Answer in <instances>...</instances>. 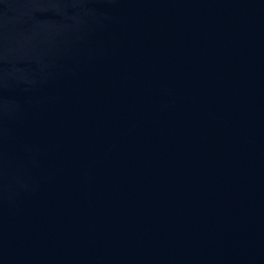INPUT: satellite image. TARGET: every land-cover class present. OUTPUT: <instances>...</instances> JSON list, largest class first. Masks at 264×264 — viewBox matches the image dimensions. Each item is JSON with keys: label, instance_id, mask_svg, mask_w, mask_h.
Returning <instances> with one entry per match:
<instances>
[{"label": "water", "instance_id": "obj_1", "mask_svg": "<svg viewBox=\"0 0 264 264\" xmlns=\"http://www.w3.org/2000/svg\"><path fill=\"white\" fill-rule=\"evenodd\" d=\"M0 264H264V0H0Z\"/></svg>", "mask_w": 264, "mask_h": 264}]
</instances>
